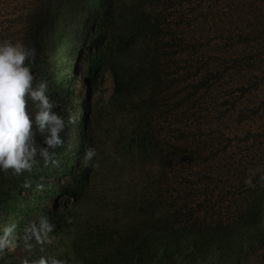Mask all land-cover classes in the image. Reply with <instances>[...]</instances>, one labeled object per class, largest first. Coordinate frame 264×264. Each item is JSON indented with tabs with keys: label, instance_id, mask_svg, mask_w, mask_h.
I'll return each instance as SVG.
<instances>
[{
	"label": "rangeland",
	"instance_id": "rangeland-1",
	"mask_svg": "<svg viewBox=\"0 0 264 264\" xmlns=\"http://www.w3.org/2000/svg\"><path fill=\"white\" fill-rule=\"evenodd\" d=\"M40 1L0 0V41H19L32 49L29 39L40 20L51 13ZM120 2L124 5V0ZM163 3L170 8L165 9ZM145 4L137 15H151L161 27L155 52L159 76L132 81L135 74L131 73L116 97L114 59L124 54L117 44L119 34L106 37L95 54L100 61L98 70L87 62L89 49H82L73 75L72 99L62 107L63 112H71L67 116L74 117V102H79V115L87 116L96 139L93 147H97L96 153L103 150L87 182L95 188L88 202L100 209L112 208L108 217L119 213L123 223L132 218L140 199L144 198L146 205L150 197L160 193L163 184L158 180L162 168L168 174L169 165H174L178 177H194L192 189L202 198L208 192L213 200L226 192L238 197L247 187L239 191L236 186L241 185L248 170L264 166V0H146ZM175 38L183 41L182 46ZM40 52L35 51L33 61L44 59ZM33 75L35 82L42 74L34 69ZM144 133L154 139L152 147L158 153L147 160L130 149ZM103 140L107 141L104 147ZM130 193L135 199L129 198ZM72 197L59 193L40 207L55 211L70 205ZM77 201L76 238L94 222L81 219L80 215L87 213V203L83 197ZM126 203L127 210L122 208ZM228 206L220 204L222 216L214 214L218 207L211 216L227 218ZM158 208L163 211L162 205ZM155 210L150 211L157 214ZM37 218L30 219L29 224L44 231V219ZM25 231L29 232L28 228ZM6 238L9 234L2 232L0 247L21 264H36L32 258L37 254L12 245ZM42 239L52 244L55 236L44 231ZM0 261L14 264L3 257Z\"/></svg>",
	"mask_w": 264,
	"mask_h": 264
},
{
	"label": "trees",
	"instance_id": "trees-1",
	"mask_svg": "<svg viewBox=\"0 0 264 264\" xmlns=\"http://www.w3.org/2000/svg\"><path fill=\"white\" fill-rule=\"evenodd\" d=\"M40 2L51 13L48 18L40 20L38 29L29 39L32 49H41L40 53L45 55L42 61L34 60L32 63V69L42 74L34 83L46 81L48 84V95L56 104L54 111L66 122L61 133L64 144L55 150L51 161L47 164L40 161L30 172L21 175H13L11 171L0 172V235L7 232L9 238L6 239L12 240V245L37 254L32 258L36 264H264V182L255 180L256 187H247L239 196L236 195L238 197H231L230 192H226L213 200L208 192L202 198L192 189L190 185L196 183L194 177H178L173 171L174 165H169L166 169L168 174L161 167L164 172L160 180L157 179L160 185L163 184L158 189L160 193L150 197L146 205H143L144 198L140 199L139 207L133 200L135 211L127 223H123L119 213L108 217L112 208L100 209L98 204L88 202L95 188L87 182L103 150L93 157V166L91 162L86 165V147H93L96 143L87 116L79 115V102H74L75 116L71 117L74 118L71 122L67 116L70 111L63 112L62 109L72 99L71 86L77 60L86 47L90 51L87 62L98 70L100 61L95 54L101 41L119 34L117 44L124 55L121 59H114L117 97L127 85L129 74H135L132 81L138 79L142 82L159 76L155 52H158L156 35L161 27L157 19L150 18V14L146 18V15H137L139 8L146 6V0H124V5L120 0ZM164 7L170 8L165 4ZM178 41L182 46L183 41ZM29 111H35L31 102ZM138 139V143L132 144L137 150L130 145L132 152L144 160L157 156L152 147L154 139L151 140L149 134L139 135ZM37 140L41 137L38 136ZM106 144V140L101 141V146ZM244 185L242 182L236 189L242 191ZM59 193L72 195V203L55 211L40 207L46 199ZM129 195L130 199H135L132 193ZM77 197H83L87 203V213L81 214V219L94 222L88 230L79 231L76 238L73 228L74 219L79 218L76 215ZM211 201L213 204L209 206ZM225 203L229 205L227 218L216 216L219 218L216 220L210 213L218 207L214 214L222 216L220 204ZM127 206L128 203L122 208L127 210ZM206 207L202 213V208ZM151 209H156L154 212L157 214H152ZM37 216H40V221L44 219L43 230L55 236L54 243L42 239L44 231L29 224L30 219L37 220ZM97 222L101 224L97 225ZM2 257L21 264L0 247V260ZM0 264L10 263L0 261Z\"/></svg>",
	"mask_w": 264,
	"mask_h": 264
},
{
	"label": "clouds",
	"instance_id": "clouds-1",
	"mask_svg": "<svg viewBox=\"0 0 264 264\" xmlns=\"http://www.w3.org/2000/svg\"><path fill=\"white\" fill-rule=\"evenodd\" d=\"M34 56L35 50L19 41H0V172H30L40 161H51L64 144L65 119L54 111L47 82L34 83ZM30 102L34 112L29 111ZM95 156L96 149L86 147L84 163ZM254 180L264 182V166L250 168L243 182L254 189Z\"/></svg>",
	"mask_w": 264,
	"mask_h": 264
}]
</instances>
